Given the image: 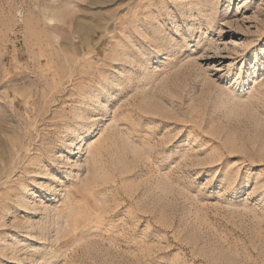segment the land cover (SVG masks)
Here are the masks:
<instances>
[{
  "label": "rangeland",
  "instance_id": "1",
  "mask_svg": "<svg viewBox=\"0 0 264 264\" xmlns=\"http://www.w3.org/2000/svg\"><path fill=\"white\" fill-rule=\"evenodd\" d=\"M0 264H264V0H0Z\"/></svg>",
  "mask_w": 264,
  "mask_h": 264
}]
</instances>
